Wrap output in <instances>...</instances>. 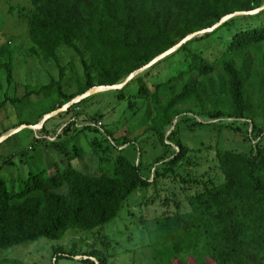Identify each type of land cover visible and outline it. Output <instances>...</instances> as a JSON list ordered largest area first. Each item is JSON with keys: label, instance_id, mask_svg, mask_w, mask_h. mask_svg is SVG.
<instances>
[{"label": "trees", "instance_id": "16d2710c", "mask_svg": "<svg viewBox=\"0 0 264 264\" xmlns=\"http://www.w3.org/2000/svg\"><path fill=\"white\" fill-rule=\"evenodd\" d=\"M26 1L29 8L15 10L26 25L30 52L55 65L59 78H63L58 51H71L82 75L74 84L76 91L69 95L63 91L61 82L53 79L47 85L28 86L21 98H7L2 103L14 107L28 103L32 97L52 96L61 107L94 87L119 84L186 36L211 27L228 14L251 11L264 3V0ZM263 11L228 20L213 32L188 41L122 89L95 93L63 112L80 113V107L96 97L125 103L131 115L142 107L139 122L141 125L149 122L162 149L153 160L155 168L151 172L150 165L146 166L150 176H142L141 154L135 164L121 148L134 147L135 143L126 138L115 139L108 129L104 132L91 126L79 128L76 120L68 122L54 140H34L32 146L40 143L53 148L67 163L62 168L56 166L51 175L43 170L29 172L25 178L17 179L16 186L9 187L0 177V251L40 239L60 240L67 230L90 232L104 227L118 217L128 197L137 190L178 179L191 184L193 189L187 200L188 210H177L173 215L156 219L153 231L156 239L150 243L155 260L163 264H172L173 260L188 264L191 257L199 264H264V145H260L264 137V25L236 29L219 55L211 54L213 61L205 57V51L220 39V29L237 20L260 16ZM0 55L3 57L0 56L3 59L0 69L10 79L13 52L0 48ZM174 59L179 67L172 69ZM255 70L260 80L257 98L246 87ZM162 74L165 78L153 82ZM133 85L136 88L130 92ZM56 109L52 105L43 115ZM257 116L261 118L260 125ZM196 119L215 122L202 123ZM49 121L40 131L46 132ZM203 125L229 128L245 143L255 142L249 144L248 153L217 149L215 159L220 177L179 179L176 167L192 166L195 153L201 154L202 150L189 149L176 135ZM167 130L171 131L166 136ZM86 131L100 136L87 137L98 161L99 174L95 176H88L69 163L82 155L80 148L70 149L69 145L80 135L86 137ZM8 160L0 162V169ZM63 188L65 193L60 192ZM53 255L55 264L75 260L77 256L86 257L79 260L83 264H108L96 250L79 254L75 249L67 251L59 246L53 249Z\"/></svg>", "mask_w": 264, "mask_h": 264}, {"label": "rangeland", "instance_id": "374dc122", "mask_svg": "<svg viewBox=\"0 0 264 264\" xmlns=\"http://www.w3.org/2000/svg\"><path fill=\"white\" fill-rule=\"evenodd\" d=\"M29 7L26 0H0V48L13 52L10 79H7L5 71L0 69V104L7 98L15 100L21 98L28 86L47 85L52 79L60 81L63 91L69 95L76 91L74 84L82 75L79 62L71 51L63 49L58 51L59 65L64 71L63 78H59V71L55 65L30 52L31 44L26 25L15 10L16 8L27 9ZM261 25H264V11L260 16L237 20L230 27H223L219 31L220 39L212 43L210 49L205 51V57L213 61L211 54L219 55L226 40L236 29L254 28ZM2 58L0 61H3ZM251 59L253 60V57ZM171 63L172 69L179 67L177 60L174 59ZM163 78H165L164 74L160 77L156 76L152 80L156 82ZM259 85L260 80L255 70L252 79L246 86L253 98H257L259 94L257 89ZM135 88V85L131 86L130 92ZM92 91L101 92L96 88ZM2 105H0V134L21 126L20 123L27 126L38 124L44 116V112L52 105H55L57 109L62 107L58 106V100L54 96L46 99L32 97L28 103H19L15 107L10 104ZM142 110L141 107L131 115V111L126 109L125 103H119L113 98L96 97L83 104L79 109L80 113L70 111L64 114L60 113L62 115H53L48 119L50 121L46 125V132L40 130L30 132V129H23L0 144V162L4 158H9L6 161L9 163L1 164L0 177L10 187L16 186L17 179L25 178L29 172L43 170L46 174L51 175L56 166L63 167L67 162L58 151L44 144L36 142L34 146L31 144L34 140L39 142L45 138L54 140L56 135L61 134L64 126L73 120H76V126L79 128L91 126L104 132L108 129L113 133L115 139L126 138L130 143H135L134 147H121L125 149L123 154L131 160H135V164L141 154L140 171L142 176L148 177L150 174L146 172L145 167L150 165L149 169L153 172L155 168V165L152 164L153 160L162 149L159 147L154 131L150 129L149 122L140 124L139 121L144 112ZM89 116L93 119H89ZM227 120L230 122L231 119ZM196 121L215 122L204 119H196ZM256 122L260 125L261 118L259 116H257ZM170 131L167 130L165 135L167 136ZM85 135L86 137L84 135L76 137L69 145L70 149L76 146L82 150V155L69 163L82 173L95 176L99 174L98 161L91 152L88 138L94 135L97 137L99 134L86 131ZM62 137L61 135L60 138ZM176 137L189 149L202 150L201 154L195 153L192 166L180 164L178 168L176 167L178 178H188L190 181L220 177L215 159L217 149L248 153L251 147L249 144L252 145L255 142L245 143L240 135L229 128L207 125L196 127L194 131L181 130ZM260 145H264V137ZM172 149L174 150L173 146ZM175 149L177 148L175 147ZM180 181L178 179L176 181H160L155 186L137 190L128 197L118 217L104 227L90 232L67 230L60 240L40 239L33 243L0 251V264H55L53 249L59 246L67 251L75 249L79 254L96 250L106 258L108 264H163L155 260L150 243L156 239V234L153 233L156 219L173 215L177 210L180 212L188 210L187 200L193 189L191 184L188 186ZM65 191L63 188L60 192L65 193ZM104 238L108 240L106 243ZM82 258L86 257L77 256L75 260H62L59 264H83L79 262ZM172 264L178 263L173 260ZM188 264L199 263L190 257Z\"/></svg>", "mask_w": 264, "mask_h": 264}, {"label": "water", "instance_id": "95a60500", "mask_svg": "<svg viewBox=\"0 0 264 264\" xmlns=\"http://www.w3.org/2000/svg\"><path fill=\"white\" fill-rule=\"evenodd\" d=\"M264 10V3L261 7L251 10V11H243V12H235L232 14H228L224 17H222L216 24L212 25L209 28L203 29L201 31L192 33L188 36H186L185 38H183L182 40H180L176 45H174L173 47H171L170 49L164 51L163 53L159 54L158 56H156L155 58H153L149 63H147L146 65L142 66L140 69L136 70L135 72L129 74L125 80L119 84H115L112 86H100V87H94L88 91H86L85 93L73 98L72 100H70L68 103L64 104L60 109H57L51 113L45 114L42 119L40 120V122L38 124L35 125H21L13 130H10L9 132L5 133L4 135L0 136V144L5 141L6 139H8L10 136L22 131L23 129H30V130H41L42 126L44 125V123L51 118L53 115H57L60 113H63L65 111H67L71 106L79 103L80 101L84 100L85 98L97 93V92H93L92 90L95 88H98L102 91H114V90H120L122 89L128 82H130L137 74L148 70L149 68H151L152 66H154L155 64H157L159 61L163 60L164 58H166L167 56L173 54L174 52H176L181 46H183L184 44H186L188 41L197 38V37H201L205 34H209L211 32H213L214 30H216L217 28H219L222 24H224L225 22H227L228 20L235 18V17H243V16H253L256 15L258 13H260L261 11ZM77 258V257H76ZM91 260H94L93 258H91Z\"/></svg>", "mask_w": 264, "mask_h": 264}, {"label": "bare ground", "instance_id": "6f19581e", "mask_svg": "<svg viewBox=\"0 0 264 264\" xmlns=\"http://www.w3.org/2000/svg\"><path fill=\"white\" fill-rule=\"evenodd\" d=\"M96 89H98V88H96Z\"/></svg>", "mask_w": 264, "mask_h": 264}]
</instances>
